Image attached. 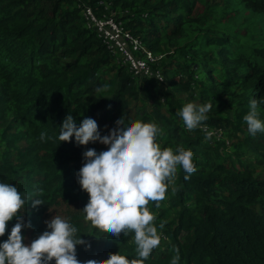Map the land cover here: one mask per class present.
Instances as JSON below:
<instances>
[{"label": "trees", "instance_id": "obj_1", "mask_svg": "<svg viewBox=\"0 0 264 264\" xmlns=\"http://www.w3.org/2000/svg\"><path fill=\"white\" fill-rule=\"evenodd\" d=\"M80 2L164 54L155 65L164 79L134 76L88 27ZM252 99L264 122V0H0V182L26 194L25 244L59 216L85 241L76 246L82 264L136 256L134 232L111 236L85 219L83 153L109 145L59 140L69 114L77 127L95 119L102 136L123 117L157 123L162 148L194 154L195 171L178 166L164 202L148 205L162 238L145 264H171L177 254V264H264V132H248ZM188 102L212 105L191 131L178 114Z\"/></svg>", "mask_w": 264, "mask_h": 264}, {"label": "clouds", "instance_id": "obj_2", "mask_svg": "<svg viewBox=\"0 0 264 264\" xmlns=\"http://www.w3.org/2000/svg\"><path fill=\"white\" fill-rule=\"evenodd\" d=\"M106 87L97 91L103 92ZM211 107L210 102L203 105L188 102L178 114L191 131L208 119ZM249 107L244 120L248 132L255 137L257 132H264V122L259 118L256 99L251 100ZM116 124L109 135L103 136L93 118L83 119L77 127L74 117L69 114L61 125V142H70L75 136L80 145L96 141L109 145L108 150L99 153L95 149L83 153L86 163L79 170L78 180L90 197L83 209L85 219L111 236L134 232L137 246L133 258L118 252L110 254L108 259H89L83 264H145L162 238L154 224L155 215L150 211L149 203L155 202L159 207L169 186L174 184L178 166L188 174L195 171L194 154L190 149L161 147L158 136L163 134V130L157 123L135 120L125 124L122 117ZM202 130L206 132V139L213 135L206 128ZM45 139L46 133L42 132L40 140ZM25 195L15 185L0 182V236L5 235L8 222L18 218L8 239L0 243V264H50L53 259L55 264H82L77 258L76 246L85 244V241L77 237V228L59 216L47 222L50 231H44L30 244L24 243L22 229L25 224L19 213L26 204ZM32 202L33 206L43 203L39 199ZM27 226L31 227L30 222ZM163 227L162 222L159 228ZM178 260L177 254L171 264H177Z\"/></svg>", "mask_w": 264, "mask_h": 264}, {"label": "built area", "instance_id": "obj_3", "mask_svg": "<svg viewBox=\"0 0 264 264\" xmlns=\"http://www.w3.org/2000/svg\"><path fill=\"white\" fill-rule=\"evenodd\" d=\"M82 13L88 27L97 32L121 63L128 65L134 76L164 79L162 70L155 66L160 56L146 48L141 38L127 30L114 14L100 15L89 4L83 6Z\"/></svg>", "mask_w": 264, "mask_h": 264}, {"label": "rangeland", "instance_id": "obj_4", "mask_svg": "<svg viewBox=\"0 0 264 264\" xmlns=\"http://www.w3.org/2000/svg\"><path fill=\"white\" fill-rule=\"evenodd\" d=\"M88 2H80V8H82L81 9V11L83 10V6L85 5V4H87ZM157 56H160V55H162V57L160 56V58L158 59V61H157V63H156V65L158 66L159 65V61H161L163 58H164V54H156ZM261 174H263L264 175V171H262L261 170ZM164 202V200L163 201H161V203H163Z\"/></svg>", "mask_w": 264, "mask_h": 264}]
</instances>
